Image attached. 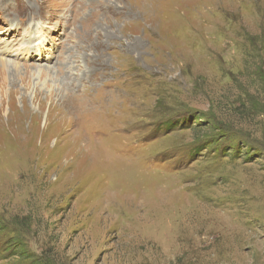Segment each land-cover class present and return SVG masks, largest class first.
<instances>
[{"label": "rangeland", "instance_id": "374dc122", "mask_svg": "<svg viewBox=\"0 0 264 264\" xmlns=\"http://www.w3.org/2000/svg\"><path fill=\"white\" fill-rule=\"evenodd\" d=\"M263 243L264 0H0V264Z\"/></svg>", "mask_w": 264, "mask_h": 264}, {"label": "bare ground", "instance_id": "6f19581e", "mask_svg": "<svg viewBox=\"0 0 264 264\" xmlns=\"http://www.w3.org/2000/svg\"><path fill=\"white\" fill-rule=\"evenodd\" d=\"M245 212V211H244ZM263 213V212H262ZM247 220V219H246ZM230 229V228H229ZM232 232V231H231ZM258 234V233H257ZM247 235V234H246ZM250 235V234H249ZM255 237V236H254ZM251 239H255V238H252V237H246L245 235H243V234H241V238H240V240H242V242H243V244L245 243V242H247V241H249V240H251ZM238 240V239H237ZM249 242H251V241H249ZM264 244V243H263ZM262 244V245H263Z\"/></svg>", "mask_w": 264, "mask_h": 264}]
</instances>
